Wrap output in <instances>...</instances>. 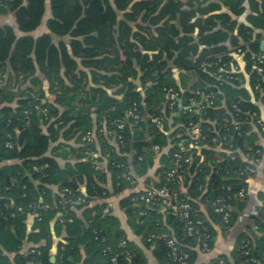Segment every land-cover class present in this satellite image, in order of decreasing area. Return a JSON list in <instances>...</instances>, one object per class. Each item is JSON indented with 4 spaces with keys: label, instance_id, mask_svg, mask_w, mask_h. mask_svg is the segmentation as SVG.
Instances as JSON below:
<instances>
[{
    "label": "trees",
    "instance_id": "1",
    "mask_svg": "<svg viewBox=\"0 0 264 264\" xmlns=\"http://www.w3.org/2000/svg\"><path fill=\"white\" fill-rule=\"evenodd\" d=\"M217 2L184 10L181 0H0V264H25V245L41 253L42 264H148L114 214L112 197L158 264H177L162 234L189 254L188 264L206 235L212 250L215 226L228 230L246 205L239 197L251 177L246 168L256 171L264 141L257 125H264V71L251 60L264 52V0ZM168 90L177 94L173 107ZM133 108L136 125L129 124ZM114 119L128 123L118 132L124 147L97 138L104 158L94 160L86 134ZM192 126L200 130L196 139ZM176 154L181 184L166 179ZM132 172L159 178L146 185L185 191L193 222L204 227L189 237L179 218L136 201L143 186L133 188ZM216 197L231 209L228 224L194 201ZM260 200L252 222L264 234V193ZM263 255L264 235H244L231 257L233 264H261ZM219 260L232 264L225 257L213 264Z\"/></svg>",
    "mask_w": 264,
    "mask_h": 264
},
{
    "label": "built area",
    "instance_id": "2",
    "mask_svg": "<svg viewBox=\"0 0 264 264\" xmlns=\"http://www.w3.org/2000/svg\"><path fill=\"white\" fill-rule=\"evenodd\" d=\"M251 60L256 62L257 64V72L262 73L264 71V52L262 53H251ZM225 79H230V77L226 76ZM201 94V93H200ZM199 94V95H200ZM201 96H204L201 94ZM167 98L170 101V107L174 106L177 101V94L173 93L171 90L167 91ZM207 99L210 98V96L206 97ZM193 107H195V103L192 104ZM171 110L173 108H170ZM129 118H130V125H136L140 119V116L136 110V108L131 109L129 112ZM152 122H157V119H152ZM108 123V124H107ZM257 125L259 126L260 130L262 133H264V125L262 122L259 120L257 121ZM128 123L124 122L123 120H118L114 119L111 121H105L102 123V128L98 129L96 132H88L86 134V141L89 145H96L98 144V139L104 143V145L107 147L109 146L110 148H114L117 150L118 148H123L124 147V141L119 135V131L125 130L127 128ZM234 132H237L240 130V125L236 124L234 127H232ZM96 133L97 135L96 137ZM191 136H193V139H196L197 136L200 134V130L197 126H192V132L190 133ZM188 134V136L190 135ZM187 142L186 139L183 140V143ZM213 143L217 144L218 141L217 139L212 140ZM195 144H197V141H195ZM155 151H158V147L154 148ZM183 152H186L185 149H182ZM119 152V151H118ZM96 153H102V150H100L96 147L94 151L88 152V156L94 158V160L99 158V156ZM121 155V154H118ZM175 159H177V165L176 168L167 172L166 173V179L171 180V181H176L178 184L182 183V174H181V167L182 164L180 163V155L176 154ZM200 158V162H201ZM97 162V161H94ZM185 164H188L190 162L189 158H185L183 160ZM246 170L250 174V176H253L255 171L251 167H247ZM127 180H130L129 177H126ZM131 184L134 185L135 182L131 181ZM200 191L202 190L201 187L198 188ZM184 194L185 196H183ZM246 196V193L244 190H241L239 193V197L243 198ZM188 197L187 193L185 191H180V192H175L170 190L168 187H162V188H157L153 186L152 184L149 185H143L142 192L140 194L139 199H136V201L143 203L146 208L149 209H154L159 213L160 215H167L170 214L174 217L179 218L181 222L184 223L185 225V231L186 234L189 237L194 236L195 232V226L198 227H204L203 223L201 221L196 220L193 222V209L191 203L186 199ZM193 200V199H192ZM81 199L78 198L77 202H80ZM195 203L198 204L199 208H213V211L215 214H218L221 216L222 221L224 224H228L230 221L231 217V209L228 207L226 200L221 198V197H216V198H202L198 200H194ZM44 208H48L47 205L44 206ZM104 212H109L108 209H106ZM145 212H141L139 214V217L145 216ZM206 236H204V241L201 244L202 246V251L204 253H207L211 251L210 247L206 243ZM165 242L167 247L170 250V256L173 260L174 263L177 264H188L189 262V254L187 252H183L181 249V246L176 242L174 237L170 234H162L161 237L159 238ZM121 245H124V242H122ZM33 247H30L27 249L26 252H28L27 255V260L25 264H42L41 261L37 260V256H40V252L33 250ZM25 252V253H26ZM24 253V254H25ZM32 255V256H31ZM117 257L113 256L111 258V262L115 263ZM218 264H226L224 260H219ZM261 264H264V255L261 260Z\"/></svg>",
    "mask_w": 264,
    "mask_h": 264
},
{
    "label": "crops",
    "instance_id": "3",
    "mask_svg": "<svg viewBox=\"0 0 264 264\" xmlns=\"http://www.w3.org/2000/svg\"><path fill=\"white\" fill-rule=\"evenodd\" d=\"M110 1L112 2L113 0H110ZM181 1H182V4H184L183 8L185 10L186 9L185 6L188 3H190L191 5H195L199 2H201L202 0H181ZM212 1H215L216 3H218L217 2L218 0H212ZM205 3H208V2H205ZM218 4L220 5V3H218ZM244 21H245V19H241V18L238 21H236V24L233 28L234 32H238V28H239L240 23H243ZM11 22H12V20H11ZM174 25H175V23H174ZM44 30H43V33L45 32ZM40 32H42V31H40ZM237 40L239 43L238 45L244 44L240 38H238ZM54 41L57 42V40H55V39H54ZM262 42H264V41L262 40L261 43ZM227 46H229V45L227 44ZM228 48L231 49V45ZM237 58H238V61L242 60V58H240V57H237ZM76 62L78 64L80 63L79 60H76ZM171 62H169V66L171 67V70L173 72L174 77H176V70H175V67L172 65ZM83 71L85 73H88L87 69H85ZM46 86L47 85L45 84V87ZM96 123H98V121ZM97 129H98V125L93 128L92 132H96ZM60 141H62V140H60ZM55 144L56 143H54L53 146H55ZM68 145H74V142H69ZM261 145L263 148L262 160L256 166V171H255L254 175L251 176L250 178H248L247 189H246V200H247V202H246L245 207L241 210V212L239 211L236 213L237 218L234 219V221L231 223V226L228 230L222 231L220 227L215 226L216 235L214 237L213 248L211 251L204 253V252H201L197 248L194 249V251L196 253V257H197L195 264H213L214 260L217 259L218 257H225L228 261H230L233 264V259L231 257L232 252L234 251V248H235L237 242L239 241V239L242 236L246 235V236H251L253 239H256V238L260 239V237H262L264 235V234H261V233H258L255 231V229L253 228V222H252L254 214L256 213V209L261 206L260 196L264 193V141L261 142ZM95 146L99 149V145L97 143ZM214 151L220 152V149L215 148ZM96 154L103 161L104 155L102 153L101 154L96 153ZM130 154H125L124 157L126 159L129 158V160H130ZM211 158H214V157H211ZM58 162L61 166L64 164L61 159H58ZM6 164L10 165V164H13V162H7ZM150 172L152 173V171H150ZM131 174H132L133 178L135 179V184H134L133 188L136 190H139L138 192H141L140 186L145 185V183L148 181H154V182L159 183V178L156 176H153V174H150L149 175L150 177H148V178L141 176L139 179L136 178V176L134 175L133 172ZM124 193H127V191H124L122 195H124ZM108 201L111 204V207L114 211V214L117 215L118 218L120 219L122 228L124 229L125 233L127 234L128 239L143 250L148 264H158L152 255L153 248H149V249L145 248L141 239L138 236H136L135 234H133L132 231L130 230V228L128 227L127 222H126V214L119 208L118 199H116V197H112ZM201 210L203 211L204 209L201 208ZM205 216L207 218V215H205ZM57 240H59V239L54 240V244ZM30 247H32V246H30ZM30 247H29V245H27V246L25 245L23 248L24 253ZM51 252H52L51 261H54V259H55L54 254H53V253H55L54 248H52Z\"/></svg>",
    "mask_w": 264,
    "mask_h": 264
},
{
    "label": "water",
    "instance_id": "4",
    "mask_svg": "<svg viewBox=\"0 0 264 264\" xmlns=\"http://www.w3.org/2000/svg\"><path fill=\"white\" fill-rule=\"evenodd\" d=\"M261 49L264 50V42L261 43Z\"/></svg>",
    "mask_w": 264,
    "mask_h": 264
},
{
    "label": "rangeland",
    "instance_id": "5",
    "mask_svg": "<svg viewBox=\"0 0 264 264\" xmlns=\"http://www.w3.org/2000/svg\"><path fill=\"white\" fill-rule=\"evenodd\" d=\"M8 21V20H7Z\"/></svg>",
    "mask_w": 264,
    "mask_h": 264
}]
</instances>
